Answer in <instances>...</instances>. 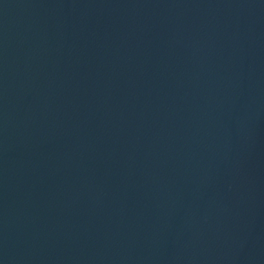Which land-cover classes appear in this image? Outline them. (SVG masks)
<instances>
[{
	"label": "water",
	"instance_id": "obj_1",
	"mask_svg": "<svg viewBox=\"0 0 264 264\" xmlns=\"http://www.w3.org/2000/svg\"><path fill=\"white\" fill-rule=\"evenodd\" d=\"M0 264H264V0H0Z\"/></svg>",
	"mask_w": 264,
	"mask_h": 264
}]
</instances>
